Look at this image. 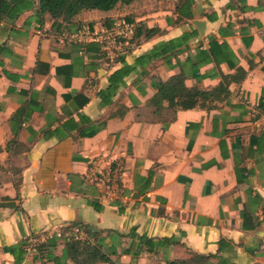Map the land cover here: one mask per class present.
Here are the masks:
<instances>
[{"label": "crops", "instance_id": "1", "mask_svg": "<svg viewBox=\"0 0 264 264\" xmlns=\"http://www.w3.org/2000/svg\"><path fill=\"white\" fill-rule=\"evenodd\" d=\"M28 1L0 18V264H74L54 237L70 224L91 233L92 264H264V0H139L58 27ZM116 18L138 25L116 58L69 38ZM176 75L226 93L153 105ZM114 168L105 196L97 180ZM132 232L154 249L133 257Z\"/></svg>", "mask_w": 264, "mask_h": 264}, {"label": "trees", "instance_id": "2", "mask_svg": "<svg viewBox=\"0 0 264 264\" xmlns=\"http://www.w3.org/2000/svg\"><path fill=\"white\" fill-rule=\"evenodd\" d=\"M133 1L139 0H37L36 13L37 15L41 16L47 15L53 21L54 27H58L60 23H68L82 11L97 10L100 12H107L113 9L117 4L129 5ZM29 8L30 3L28 0H0V18L4 17L13 20L19 14L25 10H28ZM209 43L211 54L214 55L215 53L212 48L214 43L212 41ZM171 44L172 43H167L165 45ZM217 48L220 51L219 53H222V48L220 46ZM151 55H153V53H151ZM117 76H121L119 71L113 73L110 76L111 79L109 85L113 88L120 80V78H117ZM154 86L157 90V93L156 97L152 101V104L157 105L161 101H165L167 103V108L172 111L188 110L196 107L197 97H215V94L226 93V91L222 88L214 89L213 91L209 92L186 89L183 85V77L181 75L171 76L164 82L158 80ZM260 105H262V103H260ZM75 226L82 229L84 233L91 234L86 228L80 227L78 225L70 224L67 226V228ZM131 237L137 240L136 248H138L137 251L133 253V257H136L141 250L151 252L155 247L153 242L146 237L138 236L134 232L131 233ZM97 244L99 245V240L97 241ZM20 245L25 246V241L21 242ZM51 247L52 241L47 240L44 244L39 245L37 249L38 251L45 250V252H48ZM15 249L16 247L12 248L11 251L13 252ZM63 250L64 257L71 259L74 264H92L96 263L99 258V255L95 251L94 247L89 245L86 241H74L72 239L64 240ZM22 254L23 251L19 250L18 257L22 256ZM101 259L107 262V259ZM206 260V256L191 254L186 260H172L167 261L164 264H206ZM109 264L114 263L110 262Z\"/></svg>", "mask_w": 264, "mask_h": 264}, {"label": "built area", "instance_id": "3", "mask_svg": "<svg viewBox=\"0 0 264 264\" xmlns=\"http://www.w3.org/2000/svg\"><path fill=\"white\" fill-rule=\"evenodd\" d=\"M138 28L137 23L134 21H127L123 18H116L110 22L107 27L101 28L97 32L90 31L87 27L82 28L78 32L70 35L69 38L73 40H79L84 37L85 39L90 40L91 42H97L101 45L105 56L108 58H116L120 54L124 53L125 48L128 46L129 40H131ZM36 35L43 36L41 31H37ZM251 113L254 111L251 110ZM117 169L108 170L105 174L100 175L97 182L103 185L107 192L111 190H117V181H116ZM54 237L68 240L72 239L74 241H82L85 237V233L79 227H64L61 230H58L54 233ZM30 241V240H29ZM38 245L33 241L28 245V251L33 252L37 256H41L43 250L38 251Z\"/></svg>", "mask_w": 264, "mask_h": 264}]
</instances>
